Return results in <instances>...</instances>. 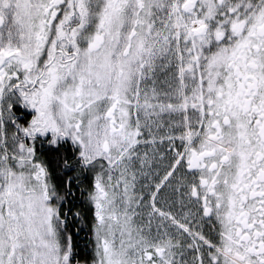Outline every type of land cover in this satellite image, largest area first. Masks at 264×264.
I'll return each instance as SVG.
<instances>
[{
	"label": "snow or ice",
	"instance_id": "6c2138e0",
	"mask_svg": "<svg viewBox=\"0 0 264 264\" xmlns=\"http://www.w3.org/2000/svg\"><path fill=\"white\" fill-rule=\"evenodd\" d=\"M0 264H264V0H0Z\"/></svg>",
	"mask_w": 264,
	"mask_h": 264
},
{
	"label": "flooded vegetation",
	"instance_id": "af4514ba",
	"mask_svg": "<svg viewBox=\"0 0 264 264\" xmlns=\"http://www.w3.org/2000/svg\"><path fill=\"white\" fill-rule=\"evenodd\" d=\"M73 227H74V226H73ZM85 235H86V234H85L84 232H81V233H80V237H82V238L85 237ZM83 242H84L83 239H81V240H80L81 245L83 244Z\"/></svg>",
	"mask_w": 264,
	"mask_h": 264
}]
</instances>
